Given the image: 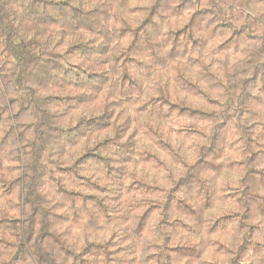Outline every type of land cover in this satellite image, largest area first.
Returning <instances> with one entry per match:
<instances>
[{
  "label": "clouds",
  "instance_id": "obj_1",
  "mask_svg": "<svg viewBox=\"0 0 264 264\" xmlns=\"http://www.w3.org/2000/svg\"><path fill=\"white\" fill-rule=\"evenodd\" d=\"M0 264H264V0H0Z\"/></svg>",
  "mask_w": 264,
  "mask_h": 264
}]
</instances>
